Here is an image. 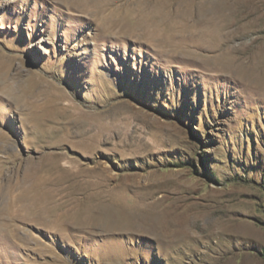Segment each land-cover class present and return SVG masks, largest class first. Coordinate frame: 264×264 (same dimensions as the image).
Segmentation results:
<instances>
[{
  "label": "rangeland",
  "instance_id": "374dc122",
  "mask_svg": "<svg viewBox=\"0 0 264 264\" xmlns=\"http://www.w3.org/2000/svg\"><path fill=\"white\" fill-rule=\"evenodd\" d=\"M263 37L264 0H0V264H264V83L236 53ZM95 162L113 180L63 171Z\"/></svg>",
  "mask_w": 264,
  "mask_h": 264
},
{
  "label": "bare ground",
  "instance_id": "6f19581e",
  "mask_svg": "<svg viewBox=\"0 0 264 264\" xmlns=\"http://www.w3.org/2000/svg\"><path fill=\"white\" fill-rule=\"evenodd\" d=\"M262 39H264V37ZM262 39L261 38H258L255 42H259ZM236 53L237 54H240V56H238V62L239 61H242L243 63L247 64L248 65V67H247V70L248 71L252 69L251 67H253V70L254 71L252 72V74L249 77L250 80L252 82H255L256 84H258V85H255L254 84L256 87H263V83L264 82L262 80H264V48H260V47L254 48V47H251V48H249V49H247L245 51L239 50ZM260 55H263V59L261 60L262 65L255 66L254 63L257 62V58ZM69 108H71V110L74 109V107H69ZM96 128L99 129V130H97L98 133H96L95 136L88 137L87 136L88 133L84 130L85 133L81 134L82 141L81 142H74L72 144L75 147L82 149L86 153H93V151L96 148L99 147L100 143L104 141V139H103L104 133L102 134V132H101L102 127L100 128V126H96ZM94 130H95V128H94ZM89 132H91V130ZM75 169H77L78 171L77 172H74ZM63 171L68 173L70 181H73V186L74 185H78L80 183L85 184V183H90V182H96L97 184H100L99 183L100 181H102V182L104 181V182L108 183L110 181V178H111V180H113V178H114V176H111L109 174V170L107 168H105L102 165L101 162H95L94 165L91 168H89V169H85V168H82V167L77 168L76 165H75V163H70L69 165L67 164V166H65V168L63 169ZM117 179H118V177H117ZM24 196L28 197L30 200L33 199V190H29L28 189L27 191H25ZM112 198L113 197L110 196V195L106 196V199L107 200L112 199ZM123 200H125L124 197H123ZM14 204H15L14 202H12V203L9 204L10 205V209H11V213L13 211H15V210H19V208H16L15 210L12 209V207L14 206ZM30 205H33V202H31ZM117 209H118L117 215H120V214H124V215L130 214L133 218H136L138 220V222H140V226L144 230L152 232L151 234L155 235L156 237H158V236L159 237H164V236H167L169 234L171 236V235L175 234L176 232H178V231H176V232L172 233L173 231L177 230L178 226L179 227H182L183 226L186 230L182 233V235L178 238V240L171 242V243L174 244V246H179L181 244H184L186 246H189L190 243H191V241H192L191 239L194 238L192 236V233H194V232H192L191 234H189V232H188L189 229L188 228H186L182 224H177L176 222L171 221L168 218L165 220V222L163 223V225H161V223H160L161 221L158 220V222H159L160 225L157 226V224H156V221L157 220L156 219H158V218H155L154 216H152L151 212H147V210H145V208L142 209V207H139L137 205L135 206V204H134V206L131 205V204L128 205V204H125V201H124L123 203L117 204ZM103 211L107 215H105V216H99V217H93V216L96 215L95 208L92 207V206H84L83 213H81L82 215H81L80 219L83 222L93 221L95 223L102 224V225H104L106 227H111V226H114L115 225L114 223H116L118 220H120L121 218H123V217H114V216L110 215L108 208H105ZM133 218H130V217L127 218V216H126L123 219L127 220V219H133ZM11 219L13 221L17 220V216L12 215ZM22 219L25 222H27V221H30L32 223L34 222L33 219L30 218V216L27 213L22 217ZM192 222L193 223H196V221H194V220H192ZM192 222H189V225L190 226L192 225ZM148 224L150 225V227H147ZM197 224H199V223L197 222ZM61 226H64V225L62 224ZM216 229L218 230V232H216V234L219 235L218 237L219 238L222 237V239H224L223 236H226V234L224 232V229L222 230V226H219L216 223ZM181 230H179V231H181ZM219 243H220V241H219Z\"/></svg>",
  "mask_w": 264,
  "mask_h": 264
}]
</instances>
